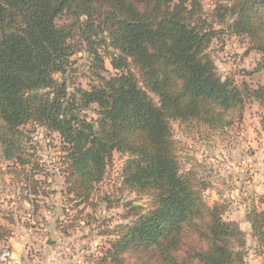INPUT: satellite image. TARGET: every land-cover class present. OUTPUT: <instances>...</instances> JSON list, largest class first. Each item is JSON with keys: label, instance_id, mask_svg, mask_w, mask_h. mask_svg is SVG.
<instances>
[{"label": "trees", "instance_id": "obj_1", "mask_svg": "<svg viewBox=\"0 0 264 264\" xmlns=\"http://www.w3.org/2000/svg\"><path fill=\"white\" fill-rule=\"evenodd\" d=\"M220 13L264 53V0H233ZM65 15L70 21L59 23ZM76 34L95 69L89 89L70 92L64 75ZM215 37L201 0H0L4 157L25 163L21 127L42 125L60 134L78 184L89 190L122 152L123 184L151 204L146 212L133 205L138 217L114 243L117 253L133 252L141 264H244L242 230L204 202L196 176L180 172L171 125L222 129L242 118L247 99L264 98V86L222 78L208 51ZM107 56L110 77L102 73ZM92 104L97 119L85 114ZM249 219L264 246V210ZM4 230L0 223V236Z\"/></svg>", "mask_w": 264, "mask_h": 264}, {"label": "rangeland", "instance_id": "obj_2", "mask_svg": "<svg viewBox=\"0 0 264 264\" xmlns=\"http://www.w3.org/2000/svg\"><path fill=\"white\" fill-rule=\"evenodd\" d=\"M232 1L201 0L203 17L216 31L208 51L223 79L257 89L264 86V53L248 35L229 28L234 18L220 11ZM66 21V15L59 19ZM73 43L76 53L64 75L70 92L89 89L95 69L82 37L76 34ZM108 57L102 73L110 77L116 70ZM85 114L97 119V105ZM171 125L180 172L196 176L204 202L219 206L225 221L239 225L244 264H264V246L249 219L254 209L264 210V98L247 99L242 118L222 129L195 121ZM21 128L25 163L6 159L0 148V223L6 233L0 252L10 247L22 264H141L133 252L117 253L113 246L138 217L133 205L146 212L151 204L148 195L123 184L127 155L115 151L104 178L86 190L72 172L59 133L33 122Z\"/></svg>", "mask_w": 264, "mask_h": 264}, {"label": "built area", "instance_id": "obj_3", "mask_svg": "<svg viewBox=\"0 0 264 264\" xmlns=\"http://www.w3.org/2000/svg\"><path fill=\"white\" fill-rule=\"evenodd\" d=\"M0 264H22V260L10 247H4L0 252Z\"/></svg>", "mask_w": 264, "mask_h": 264}]
</instances>
